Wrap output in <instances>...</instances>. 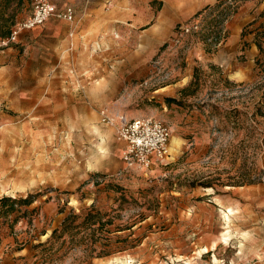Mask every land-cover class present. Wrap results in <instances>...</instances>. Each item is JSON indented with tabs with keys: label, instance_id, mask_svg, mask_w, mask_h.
<instances>
[{
	"label": "rangeland",
	"instance_id": "1",
	"mask_svg": "<svg viewBox=\"0 0 264 264\" xmlns=\"http://www.w3.org/2000/svg\"><path fill=\"white\" fill-rule=\"evenodd\" d=\"M34 1L4 7L0 0V37L31 16ZM240 1L153 21L146 35H112L108 48L92 52L109 57L104 66L79 67L68 62L70 52L60 66L42 34L0 52V199L29 200L8 216L0 205V244L28 253L7 264H264V118L252 117L264 93L256 45L264 11L251 10L232 62L211 60ZM194 22L198 33L181 36L180 27ZM66 24L53 19L33 30ZM251 44V73L235 80V63L241 75L249 71ZM128 59L147 67L125 66ZM233 109L245 114L238 128L225 113ZM104 110L166 123L168 154L150 169L128 166ZM241 173L254 184L231 186ZM93 207L114 219L105 233L111 254L87 260L69 236L62 245L52 234L70 214Z\"/></svg>",
	"mask_w": 264,
	"mask_h": 264
},
{
	"label": "crops",
	"instance_id": "2",
	"mask_svg": "<svg viewBox=\"0 0 264 264\" xmlns=\"http://www.w3.org/2000/svg\"><path fill=\"white\" fill-rule=\"evenodd\" d=\"M221 1L224 0H51L57 12L69 7L73 8L75 21L66 24L67 30L56 28V26L36 31L28 30L20 36L17 44L21 42L22 45H28L32 37L42 34L41 37L46 38L43 41L48 42L47 49H45L46 54L49 57L52 56L56 63L60 62V66L63 63L64 54L69 52L72 58L68 62H73L79 67L91 68L99 64L104 66L108 65L109 57L94 59L92 52L100 45L101 48H108L112 35L136 37L138 33H142V30L146 35L152 32L151 27H147L152 25L153 21L190 19L216 6ZM239 3L241 5L237 7L230 21L227 42L211 57L215 63L223 64L234 60L251 10L254 9L255 13L264 11V0H242ZM2 8L3 6L0 7V13ZM53 19L59 18L53 16L48 22ZM255 52H257V47L254 44L246 50L249 59L245 65L249 71H246L244 75H241L244 73L242 65L234 64L231 75L235 80L251 73V58L256 56ZM124 62L125 66L129 63L131 67H147L144 66L147 65L145 61L128 59ZM1 194L3 196L6 193ZM27 254L26 249L10 254L5 244H0V264L15 263L17 258L26 257Z\"/></svg>",
	"mask_w": 264,
	"mask_h": 264
},
{
	"label": "built area",
	"instance_id": "3",
	"mask_svg": "<svg viewBox=\"0 0 264 264\" xmlns=\"http://www.w3.org/2000/svg\"><path fill=\"white\" fill-rule=\"evenodd\" d=\"M53 16L70 23L75 21L73 8L57 12L51 0H35L31 16L17 24L9 35L0 38V52L17 44L23 32L44 26ZM199 27L198 22L182 25L180 35L198 33ZM102 121L108 126H114L118 140L125 143L123 158L128 166L150 169L156 161L168 154L172 129L163 121L153 117L129 119L124 115L113 118L105 110L102 112Z\"/></svg>",
	"mask_w": 264,
	"mask_h": 264
},
{
	"label": "trees",
	"instance_id": "4",
	"mask_svg": "<svg viewBox=\"0 0 264 264\" xmlns=\"http://www.w3.org/2000/svg\"><path fill=\"white\" fill-rule=\"evenodd\" d=\"M14 0H5V6H9ZM22 0H19L21 2ZM226 2L221 1L218 5H216L213 11L220 9L224 6ZM256 45L258 46L261 54L264 55V31L261 32L256 38ZM258 66L260 68V83L261 87L264 91V61L258 59ZM199 79H195V82H198ZM167 101L169 104L180 102L175 99L168 98ZM218 111V108L215 107ZM226 115L234 116V119L230 121V124L235 128L240 126L242 116H245L243 112L239 109H233L231 112H225ZM252 117L255 119L258 117L264 118V93L262 98L255 104V111L252 113ZM243 177L239 180L235 185L231 186H245L252 185L254 182L249 179L248 173H241ZM206 188L211 187L214 188V185H204ZM29 203L28 199H13L11 197H4L0 199V205H2V214L4 216H8L12 213H15L19 207L23 204ZM105 216L107 213L103 214L102 212L96 210L94 207L89 209L84 216L70 214L63 222L61 229H56L52 238L58 241H62V245H65V240H63L66 236L71 238L72 244H74V248H85L87 252V260H93L95 258L106 257L111 254V239L106 237L105 233L108 231L106 229L108 226L113 225L114 219L108 218L105 220ZM82 219V220H81ZM81 220V221H80ZM16 222V221H15ZM98 225V226H97ZM100 246V251L98 252V248Z\"/></svg>",
	"mask_w": 264,
	"mask_h": 264
}]
</instances>
